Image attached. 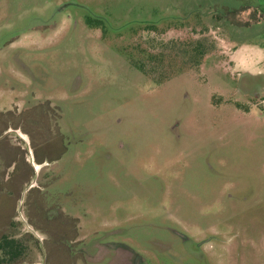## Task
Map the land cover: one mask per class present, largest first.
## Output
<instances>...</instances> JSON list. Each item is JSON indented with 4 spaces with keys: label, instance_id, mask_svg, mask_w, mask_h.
Instances as JSON below:
<instances>
[{
    "label": "rangeland",
    "instance_id": "rangeland-1",
    "mask_svg": "<svg viewBox=\"0 0 264 264\" xmlns=\"http://www.w3.org/2000/svg\"><path fill=\"white\" fill-rule=\"evenodd\" d=\"M0 120L77 219L25 190L14 264H264V0H0Z\"/></svg>",
    "mask_w": 264,
    "mask_h": 264
},
{
    "label": "crops",
    "instance_id": "crops-1",
    "mask_svg": "<svg viewBox=\"0 0 264 264\" xmlns=\"http://www.w3.org/2000/svg\"><path fill=\"white\" fill-rule=\"evenodd\" d=\"M33 126L36 128L38 126V128H39V129L34 131V135L38 139L42 140L45 143H49L53 140L54 131L56 130L55 129L56 126L48 125V124L43 125V126L40 124H33ZM43 130H45V132ZM42 132H44V133L41 136ZM39 135H40V137H39ZM45 135H47V137ZM45 137L47 139H45ZM29 138H30V136H29ZM0 143H1L2 147L6 146L5 142L3 144L2 141H0ZM45 152H47V149ZM0 153L2 156H5V160H6L7 154H8L6 148L5 149L0 148ZM35 157L37 158V155H35ZM0 158H1V156H0ZM39 158L40 159L35 160V165L37 167H39L40 169H43L47 166L48 157L46 154L42 153ZM16 160L13 159V161H11V164L9 165V166H11V168L13 166L14 167L17 166V168H20L22 166V164L25 165L24 159H23V156L21 155V153L18 156V159H16ZM20 160H21V162H20V165L18 167L17 164H18V161H20ZM7 168H8V166H7V162H6V167L4 166V169H7ZM6 172H7L6 170H3L2 173L4 174L3 175L4 178H3V182L2 183L0 182V233H2V234L4 233V231L6 230L7 227H9L10 225L16 224V223L15 224L13 223V220H14L13 216L15 215V211H16V200H17L16 198L18 196H20V194L23 191L22 181L27 180V179H23V178L21 180H18L17 175H22V174H20V173L17 174V170H16L14 173H9V174H11L10 176H13L12 179L9 181V179L7 180V177H6L7 173ZM17 181H19V183H17ZM47 192H50V191H49L48 187H44V185L43 186L39 185V188L36 189V192L34 193V196H33L34 202L32 204H35V195H37L38 200L36 202V209L37 210L34 213L37 215H42L39 212L43 213V211H47V212L48 211L50 212L52 210L54 211L55 210L54 207H57L58 212L62 216V220L64 222V225L66 226V204L64 203V201H61L60 199H59V202H54L53 200H50V202H49V199L45 200L44 198H46L45 195L47 194ZM45 201H47V203ZM67 215H69L70 218L71 217L76 218L73 214L72 215L67 214ZM2 234L0 235V239L7 237L5 233L3 235Z\"/></svg>",
    "mask_w": 264,
    "mask_h": 264
},
{
    "label": "trees",
    "instance_id": "trees-1",
    "mask_svg": "<svg viewBox=\"0 0 264 264\" xmlns=\"http://www.w3.org/2000/svg\"><path fill=\"white\" fill-rule=\"evenodd\" d=\"M244 7H242V9H243ZM48 114H43V116L46 118V116H47ZM49 117V116H48ZM33 122H35V124H37L36 123V121H33ZM33 122H31V123H33ZM37 122H40V125H42L43 123H45V125H46V122H47V124L48 125H50L51 124V122H49V121H46L45 122V120H37ZM4 123H6L5 124V128L3 129V131L4 130H7V129H9L10 127H13V128H19L20 126L19 125H17L16 123H14V122H11V121H1L0 120V126H1V124L3 125ZM37 129H38V127H37ZM36 129V130H37ZM55 131H54V138H53V140L51 141V142H49V143H45V142H43L42 140H40V139H38L35 135H34V131H29V132H27V130H24L25 132H27V133H29L30 135H31V139H32V146H33V148H34V150H35V153H36V155H37V158L38 159H40L39 157H40V155L42 154V153H45V151H46V149L48 148V147H50L49 149H53L54 148V145L56 144H58L59 143V140L61 141V142H63V134H62V132L60 131V129H59V127H55ZM23 130V129H22ZM2 131V132H3ZM35 137L43 144V146H41L39 149L37 148V146H36V141H35ZM56 141V142H55ZM54 142H55V144H54ZM8 237H6V238H4V240H7L8 241ZM9 242V241H8ZM7 242V243H8ZM10 242H13V240L12 241H10ZM5 248H6V246H4L3 244H1V242H0V250L1 249H4L5 250ZM21 246H19V245H17V243H16V245L13 247V246H11V249L10 250H5V253H3L4 255H5V257H3L2 258V256H1V254H0V261L1 262H8L9 264H14V262H15V258L16 257H19V255H20V253H21ZM6 257H7V259H6ZM0 262V263H1Z\"/></svg>",
    "mask_w": 264,
    "mask_h": 264
},
{
    "label": "flooded vegetation",
    "instance_id": "flooded-vegetation-1",
    "mask_svg": "<svg viewBox=\"0 0 264 264\" xmlns=\"http://www.w3.org/2000/svg\"><path fill=\"white\" fill-rule=\"evenodd\" d=\"M33 126V125H32ZM56 126H58V125H56ZM9 129H12L11 127L9 128ZM9 129H7V130H9ZM15 129H20V127L19 128H15ZM7 130H4L2 133H0V135H2L4 132H6ZM20 130H22V129H20ZM27 133V132H26ZM29 136H30V142H31V146H32V139H31V135L29 134V133H27ZM49 148L50 147H48L47 148V152H45L44 154H46L47 155V157H49ZM32 150L33 151H31V154H32V158H33V160H34V162H35V160L36 159H38V158H36L35 157V155H36V153H35V150H34V148H33V146H32ZM23 152V151H22ZM0 156H1V158H0V161L2 160V162H3V165L6 167V160H5V157H3L2 155H1V153H0ZM23 159H24V163H25V165L29 168V171H32V170H34V174H35V176H36V180H37V182H40L41 180H43L44 178L41 176V174H42V172H43V170L46 168H43V169H40L39 171L38 170H36V169H38L37 167H36V165H35V163L33 162V168L31 167L30 168V166L28 165V163L27 162H25V156H24V152H23ZM15 171L16 170H18L19 168H17V166H15ZM41 171V172H40ZM27 172H28V170H27ZM7 173V172H6ZM7 175V174H6ZM14 175V174H13ZM7 177V180L9 179V181L12 179V177L13 176H6ZM20 177H21V179L23 178V175H20ZM29 180H26V181H22V185H24V184H27V182H28ZM2 183V182H1ZM17 183H19V181H17ZM39 184V183H38ZM40 186H43V184L42 185H40ZM44 187H47V185H45L44 184ZM39 188V185H33V184H31L30 186H29V188H27V190H26V192H25V194L27 193V192H33V191H36L35 189H38ZM24 189H23V191H22V193L20 194V196H18L16 199V211H15V215L13 216V218L14 219H16V217H17V220H20L21 218H24L23 217V214L20 212V199H21V197H23V195H24V191H25ZM21 192V191H20ZM45 200H48L47 198H44ZM19 200V201H18ZM17 201H18V204H17ZM46 203H47V201H45ZM49 202H50V200H49ZM16 212H18V213H20L18 216L16 215ZM67 215V214H66ZM67 218L71 221V222H69V223H67L66 222V228H67V230H69V229H73V230H75V226H76V228H77V224H76V218H70V216L69 215H67ZM16 221V220H15ZM16 223V222H15ZM66 230V229H65ZM65 234H66V231H65Z\"/></svg>",
    "mask_w": 264,
    "mask_h": 264
}]
</instances>
